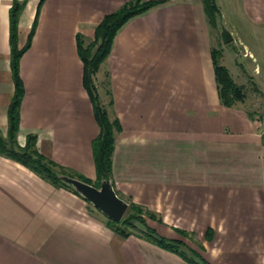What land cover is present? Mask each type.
Here are the masks:
<instances>
[{"label":"crops","instance_id":"0c3cea01","mask_svg":"<svg viewBox=\"0 0 264 264\" xmlns=\"http://www.w3.org/2000/svg\"><path fill=\"white\" fill-rule=\"evenodd\" d=\"M18 1L25 2L19 48L38 14L20 61L18 143L35 135L44 157L95 181L100 127L77 40L90 42L104 16L131 0ZM157 1L118 31L95 82L109 119L122 129L112 157L115 190L150 211L148 227L176 241L191 261L139 233L119 235L81 195L0 155V264H264L263 131L243 106L221 104L213 31L221 41L222 29L210 26L202 0ZM13 2L0 0L4 137L15 92ZM237 2L249 24L264 26V0Z\"/></svg>","mask_w":264,"mask_h":264},{"label":"trees","instance_id":"16d2710c","mask_svg":"<svg viewBox=\"0 0 264 264\" xmlns=\"http://www.w3.org/2000/svg\"><path fill=\"white\" fill-rule=\"evenodd\" d=\"M159 3L161 2L157 0H131L116 11L104 16L97 26L94 37L90 42L86 43L81 36H78V54L84 64V86L93 104L96 121L100 127V133L93 141V156L96 165L97 179L91 181L83 175L66 170L54 161L44 157L37 148V137L35 135H29L24 146H21L18 143V132L20 130L21 121L20 112L25 95L24 82L20 74V61L24 53L31 46L37 26L38 14L29 33L26 45L19 48L18 21L20 13L24 9L25 2L14 0L10 9V43L11 71L15 85V92L8 107L7 136L4 137L0 131V155L21 163L42 178L52 182L55 186H65L72 189L78 195L80 194L59 178L60 175L75 177L93 184L96 187H100L103 180H110L113 183L112 157L116 135L122 129L119 120L111 121L106 109L102 106L95 82V76L100 70L102 64L108 59L114 38L118 31L130 19L144 14ZM202 3L208 23L213 29H217L218 20L221 16V10L217 0H202ZM220 58L221 52L214 48V70L220 101L223 106L232 108L238 103L244 102V88L243 86L238 85L233 80L229 70L224 65L220 64ZM262 140L264 144V132L262 134ZM118 195L120 196L119 193ZM128 203L129 209L121 222H115L108 219V225L110 228L123 237L139 233L146 240L164 249L179 253L187 258L183 253H180L179 244L176 241L164 239L148 227L145 217H153L150 211L134 202ZM136 223L143 226L145 230H138ZM187 259L191 261L189 258Z\"/></svg>","mask_w":264,"mask_h":264},{"label":"rangeland","instance_id":"374dc122","mask_svg":"<svg viewBox=\"0 0 264 264\" xmlns=\"http://www.w3.org/2000/svg\"><path fill=\"white\" fill-rule=\"evenodd\" d=\"M218 4L223 12L218 29L235 33L234 39L224 43L222 39L218 41L213 29L214 48L221 52L219 62L226 65L233 80L243 86L245 100L238 104L259 122L264 132V26L256 28L249 24L237 0H219ZM136 227L143 228L139 223Z\"/></svg>","mask_w":264,"mask_h":264},{"label":"water","instance_id":"95a60500","mask_svg":"<svg viewBox=\"0 0 264 264\" xmlns=\"http://www.w3.org/2000/svg\"><path fill=\"white\" fill-rule=\"evenodd\" d=\"M221 36L224 43L232 40V35L227 29L223 28ZM59 178L110 220L121 222L129 209V203L118 195L110 180H103L100 187H96L67 175H60Z\"/></svg>","mask_w":264,"mask_h":264}]
</instances>
